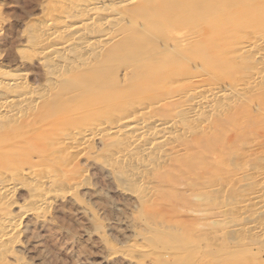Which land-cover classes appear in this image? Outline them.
Returning a JSON list of instances; mask_svg holds the SVG:
<instances>
[{"label": "rangeland", "instance_id": "374dc122", "mask_svg": "<svg viewBox=\"0 0 264 264\" xmlns=\"http://www.w3.org/2000/svg\"><path fill=\"white\" fill-rule=\"evenodd\" d=\"M51 9L0 0V71L25 74L35 95L23 116H0V178L16 185L0 199L14 226L0 264H264V48L240 49L264 39V0H126L111 39L64 66L28 48ZM198 87L223 90L215 109L133 149L148 163L123 172L105 133L121 127L106 120L140 105L187 121Z\"/></svg>", "mask_w": 264, "mask_h": 264}, {"label": "bare ground", "instance_id": "6f19581e", "mask_svg": "<svg viewBox=\"0 0 264 264\" xmlns=\"http://www.w3.org/2000/svg\"><path fill=\"white\" fill-rule=\"evenodd\" d=\"M125 2L126 0H51L52 9L40 21L36 22L33 25L32 30L34 33V37L30 41L29 47L28 46L26 47L31 48L32 50L34 49V51L44 50V53H46L45 55L49 57V60L53 59L55 62H58L62 66H64L65 64H68V57H67L68 54L79 55L80 57H83L82 60L86 61L89 59V56L92 53L94 52L96 53V50L98 48H100L102 45L108 42L109 39H111L110 30L112 29L114 25V21H113V18L111 17L112 13L110 11L114 13ZM240 45H239L240 49L243 46L242 49L245 52H250L252 51L254 47L264 48V39L263 40L255 39L254 41H251L246 45H243V44H240ZM23 75L21 73L10 74V72L8 73L7 70L5 72L0 71V116L18 115L19 117H21L25 113L24 112L25 108L28 107L33 101H35V98H34L35 95L34 96L32 95L34 91L33 89L29 88V86L26 85L25 77ZM222 91L223 90H220L219 87L217 88L213 87V89H211L210 91L205 90V89L203 90V88L202 89L199 88L195 91H192L193 93H191V95L189 94L190 98L188 99V104L185 105L187 106L186 108L188 110V112L186 113H189V116H187L188 117L187 121L185 120L186 122L185 121L182 122L183 120L182 117L186 116V115L185 116L183 115L184 113L182 114L181 118H179L177 121L176 120L160 121L157 119L155 120L148 119L146 116H142L145 114V112L143 111L144 106L140 107L139 104H137L139 105V107L132 108L131 110L127 108L128 111L126 110V112L121 111L119 113H114V114L112 113L113 116L111 117V119H109L110 121L105 119L106 122L108 121L109 122L108 124L114 123L117 126L121 127V129L119 128L117 129L115 126L114 127L116 129H114L113 127L110 128L106 124L104 125V123L102 124V126L104 125L108 127V128H105V133L109 135V138H111V140L108 142L110 144V147L112 148L111 154H113V151L114 153L119 154V155L114 156L115 160L117 161L116 164L117 163L119 164L117 166H120L123 172L125 171L124 169L130 170L131 168L132 169H135L136 167L139 168V166L145 163L149 157L148 152L144 154L141 153L144 149L146 150H148L147 148L152 149L156 145H159L160 143L162 145L166 144L167 142H170L174 138L175 135L180 134L181 132L182 133L187 132V130L191 129V127L193 128L196 127V125H198L195 121L197 114L200 111L209 112L210 110L215 109L216 105L213 104V98L222 97L224 95ZM145 106L147 107V105ZM140 111L144 112V114L142 113L140 115L139 114ZM98 122L100 123V121ZM78 131L80 130L78 129ZM77 134L82 135L80 132L77 133L76 131V135ZM84 137L86 138V136ZM84 137L82 138L85 139ZM74 138L72 137V139ZM89 138L90 137H88V139ZM69 139H68V142H69ZM75 140H78V139H75ZM72 141L74 140H71V142ZM85 142H82V144ZM71 145H73V143H71ZM67 148L69 149V147ZM135 148L140 149L141 152L133 153L132 150ZM146 163H148V160ZM23 173H26V172H23ZM23 173L20 174L22 175V177L24 175ZM17 174L15 173L16 176H19ZM6 175H4L5 177H2L3 176L2 175L1 176L2 178H0V199L4 197L7 199H11V196L13 195L12 193H13L15 184L13 183L12 175L11 177L9 175L8 176ZM39 177H43V175L42 176L40 175ZM39 177L37 175V179ZM20 178L21 177L19 176V179ZM39 179L37 181H39ZM35 182L36 180H34V183ZM40 182H41V179H40ZM34 186L37 188L39 185L34 184ZM40 186H39L40 190L44 189ZM37 190L40 191L39 189ZM41 191L43 192V190ZM32 194L33 196L31 197H34L37 203L39 202L37 201V199L41 200L42 202L44 198H46L45 196H47V195L43 196L39 192H34V193L32 192ZM47 200H48V197H47ZM47 200L45 199L44 202H47ZM32 201L34 202V200ZM44 202L39 203V204H43ZM7 203H9V201ZM7 212L9 211L7 210ZM2 213H4L3 215H5V212L2 211ZM8 221L9 220L3 221V222L0 221L1 222L0 223V246L6 240L5 236L10 234L14 230V226L12 225V223H9ZM13 221H14V218H13Z\"/></svg>", "mask_w": 264, "mask_h": 264}]
</instances>
